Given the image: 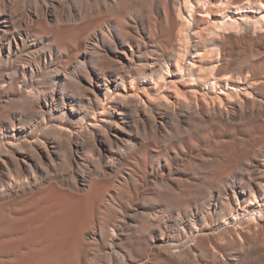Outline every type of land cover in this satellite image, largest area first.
<instances>
[{
	"label": "bare ground",
	"instance_id": "6f19581e",
	"mask_svg": "<svg viewBox=\"0 0 264 264\" xmlns=\"http://www.w3.org/2000/svg\"><path fill=\"white\" fill-rule=\"evenodd\" d=\"M209 1L0 0V264H264V0Z\"/></svg>",
	"mask_w": 264,
	"mask_h": 264
},
{
	"label": "rangeland",
	"instance_id": "374dc122",
	"mask_svg": "<svg viewBox=\"0 0 264 264\" xmlns=\"http://www.w3.org/2000/svg\"><path fill=\"white\" fill-rule=\"evenodd\" d=\"M221 1H223V0H221ZM250 1V3L251 2H253L254 4H255V0H248V1H246L245 0V2H244V0L242 1V3L244 2V4L245 3H248ZM258 1V0H257ZM213 2V3H212ZM224 2H227V0H224ZM215 3H217V4H215ZM209 4V5H208ZM210 4H212L213 6L211 7L212 9H211V14H212V16L210 17L208 14H207V12H206V10L205 9H207L206 7H208V6H210ZM208 5V6H207ZM221 5V6H220ZM204 6V5H203ZM217 6V7H216ZM221 8V9H220ZM224 8V9H223ZM197 9H198V11L196 12L197 14V16H198V18H200L201 20H199V21H197V23L196 24H198V25H196L197 27L199 26V24H200V26L198 27V28H200L204 33H206L207 31V28H209V26L210 27H214V24L212 25V23H215V20H218L219 18H222V12H224L225 10L227 11V6H226V4L224 3V4H221V2L218 0V2H217V0H210L208 3H206V5L204 6V7H202V5H201V8H200V5L197 7ZM213 9H214V11H213ZM219 9V10H218ZM217 10V11H216ZM221 10V11H220ZM233 11V10H232ZM231 10H229V12L230 13H233ZM254 12V13H253ZM249 13V16H251V18H253L252 20H254V19H256V17L257 16H259L260 17V15L262 14V12L260 13V11H252V12H248ZM247 13V14H248ZM207 16H206V15ZM203 15V16H202ZM237 17L238 16H240V15H238V14H235ZM255 16V17H254ZM242 17V18H241ZM241 20H243V16L241 15ZM259 17H257V19L259 18ZM262 18V17H261ZM210 19V20H209ZM214 20V21H213ZM200 22V23H199ZM221 22V21H220ZM193 25V24H192ZM209 25V26H208ZM203 26H204V29H203ZM194 33V31H192V34ZM197 42V39H195V38H193L192 39V43L193 44H195ZM264 45H262V47L261 46H258V47H255L254 49H255V51H256V53H257V55H256V58H258V60L260 61L261 59L262 60H264L263 59V57H264V47H263ZM258 48V49H257ZM262 48V49H261ZM244 51L245 53L243 54L242 52H241V54H239V56L240 57H242V60H245V56L247 55V54H250V51L249 50H247L246 48H242V49H238L237 51ZM239 51V52H240ZM245 55V56H244ZM194 56H195V54L194 53H191L190 55H189V59L187 60V62H186V66L191 62V60L194 58ZM263 56V57H262ZM244 57V58H243ZM190 60V61H189ZM262 60L260 61V63L262 62ZM264 62V61H263ZM262 62V63H263ZM264 64V63H263ZM188 72V68L186 67V71L183 73L184 74V76H185V78H187V76L185 75V73H187ZM184 78V77H183ZM184 78V79H185ZM254 131H258L259 130V127H256V128H252ZM247 130V129H246ZM258 132H260V130L258 131Z\"/></svg>",
	"mask_w": 264,
	"mask_h": 264
}]
</instances>
